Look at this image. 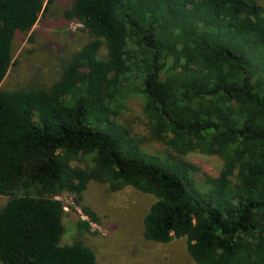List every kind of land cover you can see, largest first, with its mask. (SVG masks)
Wrapping results in <instances>:
<instances>
[{
	"label": "trees",
	"instance_id": "trees-1",
	"mask_svg": "<svg viewBox=\"0 0 264 264\" xmlns=\"http://www.w3.org/2000/svg\"><path fill=\"white\" fill-rule=\"evenodd\" d=\"M51 1L0 0L1 264H97L80 237L63 242L58 199L72 194L80 205L90 181L152 194L143 236L185 237L195 264H264L260 0H72L62 16L87 40L49 86L3 89L16 34ZM133 95L149 140L168 148L163 157L118 120ZM192 151L222 159L204 189L184 157ZM77 224L90 232L88 221Z\"/></svg>",
	"mask_w": 264,
	"mask_h": 264
},
{
	"label": "rangeland",
	"instance_id": "rangeland-1",
	"mask_svg": "<svg viewBox=\"0 0 264 264\" xmlns=\"http://www.w3.org/2000/svg\"><path fill=\"white\" fill-rule=\"evenodd\" d=\"M72 0H52L46 11L26 34L18 33L14 39V59L1 83L3 89L30 86H49L60 71V64L84 41L88 34L77 21H66L62 12ZM47 0H44V5ZM264 6V0H260ZM127 108L118 120L130 132L143 138L142 150L161 155L168 150L161 142L149 140L143 99L138 95L128 98ZM184 157L199 167L194 172L199 187L204 189L205 175L217 176L222 168V159L198 151L188 152ZM87 163V157L81 165ZM64 203L65 232L63 242L80 237L91 247L97 264H195L186 249V238L176 237L167 243H159L143 236V218L155 197L132 186L110 190L106 183L90 181L83 192L81 204L72 194L58 196ZM6 197L0 195V206ZM81 205L89 206L98 221H91ZM78 219L88 221L90 232L79 233ZM1 264V262H0Z\"/></svg>",
	"mask_w": 264,
	"mask_h": 264
}]
</instances>
